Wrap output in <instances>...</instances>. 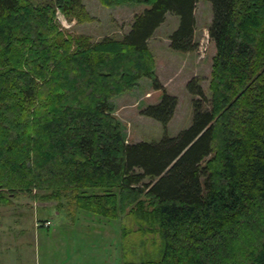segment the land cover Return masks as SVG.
Wrapping results in <instances>:
<instances>
[{"label": "trees", "instance_id": "16d2710c", "mask_svg": "<svg viewBox=\"0 0 264 264\" xmlns=\"http://www.w3.org/2000/svg\"><path fill=\"white\" fill-rule=\"evenodd\" d=\"M82 1L0 0V206L27 196L66 215L131 214L160 243L122 264H264V0H208L210 98L191 78V124L135 143L112 99L147 77L163 95L141 114L167 126L177 97L147 41L171 13L170 49L197 50L200 0H98L148 7L122 38L96 41L56 18L88 21Z\"/></svg>", "mask_w": 264, "mask_h": 264}, {"label": "rangeland", "instance_id": "374dc122", "mask_svg": "<svg viewBox=\"0 0 264 264\" xmlns=\"http://www.w3.org/2000/svg\"><path fill=\"white\" fill-rule=\"evenodd\" d=\"M44 0H33L34 3L43 2ZM85 11L89 15L88 21L77 22L75 19L67 20L59 10H56V18L63 30L71 34H83L90 36L93 41L100 40L105 36L120 39L129 30L132 18L135 13L143 11L148 6L143 4H121L117 6H103L98 0H83ZM196 27L194 39L207 40L205 37L208 26L211 22L212 9L211 3L208 0H200L196 4ZM179 24V18L171 13H166L165 20L160 24L154 36L160 39L166 38L171 34ZM153 41H151L152 43ZM215 46L211 40H208L206 51L201 54L197 50L192 51L189 58H184L185 53L167 50L165 47L156 53L153 51L155 64H161L159 71V83L164 86L168 94L177 96V106L174 114L167 126L164 128L158 121L153 118L141 114V110L148 105L157 104L163 95L162 89H155L152 82L147 77H142L138 84L125 92H122L112 99L114 104V115L119 120L124 132L125 140L129 143L139 141H158L164 134L175 136L179 131L187 128L192 120V96L188 93L185 86H181L183 81L190 78L193 74H198V79L202 84L204 95L207 99L210 98V93L207 89L209 80V69L211 68V54H214ZM196 52V53H194ZM188 53V52H187ZM196 57L200 59L196 61ZM185 59V60H183ZM147 93L149 95H147ZM145 94L147 97H145ZM148 182V179L144 180ZM54 202H43L34 200L30 197L20 196L15 198L11 205L0 206V233L5 230L15 227L26 228L27 236L29 237V245L34 246L33 256L36 255V245L33 243L31 233H33L34 222L39 223L45 217L50 218L53 222V227L58 231L60 217L55 215L51 208H47ZM46 208V209H44ZM87 217H83L81 221L86 219L87 225H92L93 220L103 219L101 217L84 213ZM39 218V219H38ZM133 216L131 214L123 215L116 220H109V239L107 245V258L109 264H122L127 260H134V255L129 254V251L142 253L143 251H151L159 245L160 241L156 234H143L136 230ZM95 223V222H94ZM98 225L99 223H95ZM129 227V232L126 237L122 234V226ZM50 230L41 228L39 231L51 233ZM58 238V236L53 237ZM0 241L1 235H0ZM51 241V239H50ZM31 244V245H30ZM33 244V245H32ZM158 244V245H157ZM57 244L50 245L49 251L55 257L61 255L60 247ZM63 250V249H62ZM101 250L98 246L93 249L83 247L81 256L77 252L71 257L72 263L78 264H95L102 258ZM45 253L43 247H38V258L42 261ZM4 257H13L16 263H20V255L17 249L9 250L8 247L3 252ZM60 257H63L62 255ZM106 258V257H103Z\"/></svg>", "mask_w": 264, "mask_h": 264}, {"label": "crops", "instance_id": "0c3cea01", "mask_svg": "<svg viewBox=\"0 0 264 264\" xmlns=\"http://www.w3.org/2000/svg\"><path fill=\"white\" fill-rule=\"evenodd\" d=\"M195 20H196V15H195ZM159 26L155 29L153 35L147 41L149 50L152 53L153 51H155L157 54L160 53L158 51L164 47L167 50L170 49L169 38H168L170 34H168V36L164 38V41H162L163 39H160L159 37L154 36ZM151 41L153 42L151 43ZM195 41L198 42L199 40L198 41L195 40ZM191 53L193 52H188V53L186 52L185 54H183L184 58H189ZM213 55L214 54H211V58ZM199 60L200 59L196 57V61L194 60V63L198 62ZM160 66L161 64L160 65L155 64V75L158 79H160L158 76L159 71L161 69ZM193 77L198 78L199 75L196 73L193 74L190 78L183 81L181 86L182 87L185 86L186 88L187 81ZM165 85L166 84H164V86ZM147 95L149 94L147 93ZM147 95L145 94V97H147ZM47 204H51L47 208L53 209L55 212V215H57L58 218L60 217L61 219L58 225V228H59L58 231L52 228L54 226L53 222L48 217L43 218L42 220H40L39 223L34 222L32 226L33 233H31L30 236L33 239V243L36 245L37 253L35 256H33L32 253H34L33 251L34 246H30V248L28 249L29 237L27 236L26 228H23V227L12 228L11 227L8 232L7 230H5L3 233H0L1 240H3V242L0 241V264H78V263L71 262V260L73 259L71 257L75 254V252H77L78 255L81 256L82 255L81 251L83 247H87L88 249H93V247H96V246H98L99 249L101 250V253L99 252L100 254H102V251H103V255H102V258L99 260V262L95 264H109L107 261L108 254L106 252V250L108 249L107 241L109 239V220L108 219L103 218V219L93 220L92 225L86 226L85 224H87L88 221H86V219L84 221H81L83 217H86L83 214V212H77L74 215H66L63 212H59L58 210H56L55 204L54 205H52L53 203H47ZM46 220L50 222L48 226H44L41 223ZM94 222L99 223V224L96 225ZM41 228H45L46 230H50V228H52V231L51 233H48V232L44 233L42 231H39ZM55 234L56 236H58V238L53 239ZM52 244L53 245L57 244L58 247H60L61 255L63 257H60L61 255H59L58 257H55L51 254V252L49 251V248H50V245ZM7 247L9 250H12L13 248L18 250V254L20 255V263H16L13 257L3 256V252L4 250L7 249ZM38 247H43L45 249V253L43 256L44 258L42 261L38 258ZM103 257H106V258H103Z\"/></svg>", "mask_w": 264, "mask_h": 264}, {"label": "built area", "instance_id": "2783aa9c", "mask_svg": "<svg viewBox=\"0 0 264 264\" xmlns=\"http://www.w3.org/2000/svg\"><path fill=\"white\" fill-rule=\"evenodd\" d=\"M205 37L207 38L206 41L202 39V40L199 42V46H198V49H197V52H198V53L203 54V53L206 51V49H207V44H208V40H209V38H208V34H207V33H206ZM42 224H43L44 226H48V225L50 224V222L46 220V221L42 222Z\"/></svg>", "mask_w": 264, "mask_h": 264}]
</instances>
